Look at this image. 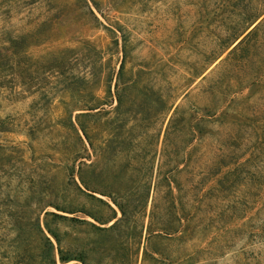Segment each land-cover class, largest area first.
I'll list each match as a JSON object with an SVG mask.
<instances>
[{
	"label": "rangeland",
	"instance_id": "1",
	"mask_svg": "<svg viewBox=\"0 0 264 264\" xmlns=\"http://www.w3.org/2000/svg\"><path fill=\"white\" fill-rule=\"evenodd\" d=\"M0 264H264V0H0Z\"/></svg>",
	"mask_w": 264,
	"mask_h": 264
},
{
	"label": "trees",
	"instance_id": "2",
	"mask_svg": "<svg viewBox=\"0 0 264 264\" xmlns=\"http://www.w3.org/2000/svg\"><path fill=\"white\" fill-rule=\"evenodd\" d=\"M1 84V83H0ZM1 86V85H0Z\"/></svg>",
	"mask_w": 264,
	"mask_h": 264
}]
</instances>
